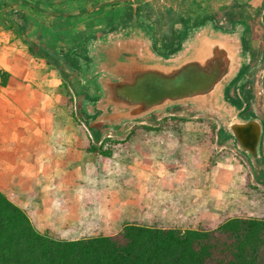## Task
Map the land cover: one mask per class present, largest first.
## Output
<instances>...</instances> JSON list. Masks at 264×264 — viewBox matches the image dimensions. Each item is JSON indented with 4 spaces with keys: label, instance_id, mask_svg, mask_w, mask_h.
Returning <instances> with one entry per match:
<instances>
[{
    "label": "rangeland",
    "instance_id": "374dc122",
    "mask_svg": "<svg viewBox=\"0 0 264 264\" xmlns=\"http://www.w3.org/2000/svg\"><path fill=\"white\" fill-rule=\"evenodd\" d=\"M5 1L0 9V190L20 208L27 201L40 208L39 228L30 220L37 231L68 241L122 229L127 221L103 220V182L121 183L122 200L129 203L123 211L130 217L137 208L129 202L131 187L123 182H138L142 175L126 165L112 172L103 167L106 157L129 163L167 158L166 168L178 172L179 182L157 191L163 194L155 213H141L149 219L141 224L211 230L229 219H264V43L259 30L264 0H212L213 7H206L207 0H62V6L70 5L65 19L40 13L35 0H29L34 12L20 9L23 1ZM9 24L20 32L8 30ZM183 33L186 55L150 57L166 56ZM200 33L210 43L219 36L229 44V77L222 79L229 68L224 48L216 47L210 58L190 52L199 47ZM133 58L131 67L137 69L130 75L133 70L125 69ZM197 58L205 60L178 67ZM119 68L123 72L115 74ZM246 83L253 99L239 111L237 89ZM96 109L102 113L94 118ZM86 123L99 130L97 139ZM228 133L258 152L212 150L215 136L231 138ZM155 135L182 136L180 145L210 147L202 154L164 153L152 147L165 144L150 138ZM199 139L206 142L191 141ZM230 165L238 175L222 190L234 171ZM166 171L160 166L157 175ZM84 182L92 188L85 191L86 204L71 208L80 211L77 220L61 210L44 213L43 194L48 204L65 203L69 185ZM31 190L39 193L29 196Z\"/></svg>",
    "mask_w": 264,
    "mask_h": 264
},
{
    "label": "trees",
    "instance_id": "16d2710c",
    "mask_svg": "<svg viewBox=\"0 0 264 264\" xmlns=\"http://www.w3.org/2000/svg\"><path fill=\"white\" fill-rule=\"evenodd\" d=\"M5 27L20 32L17 26L9 24ZM259 30L264 43V12ZM210 39L200 33L199 47L195 49V44L190 52L197 53V56H210L215 47ZM128 40L125 39L126 43ZM185 41L183 33L166 56L156 53L150 57L167 60L168 57L182 55L187 47ZM239 44L240 51H246L245 39L241 36ZM30 51L34 53L32 47ZM132 61L125 70L135 68L131 66L136 59ZM193 61H198V58L184 61L178 67ZM123 70L119 68L115 74ZM239 70L243 73L244 66L241 65ZM237 93L240 100L236 107L244 111L253 99L249 83L242 89L238 88ZM101 113L96 109L91 116L96 118ZM86 127L95 139L99 137L100 132L93 125L86 123ZM231 141L242 152L237 139L232 137ZM260 154L264 166V152ZM0 264H264V219H229L211 230L126 224L112 236L65 241L37 231L24 210L0 190Z\"/></svg>",
    "mask_w": 264,
    "mask_h": 264
},
{
    "label": "crops",
    "instance_id": "0c3cea01",
    "mask_svg": "<svg viewBox=\"0 0 264 264\" xmlns=\"http://www.w3.org/2000/svg\"><path fill=\"white\" fill-rule=\"evenodd\" d=\"M20 1L21 2L23 1V4L22 3L19 4L20 9H23L24 11L30 10V12L35 11V9L33 8V5L29 2V0H20ZM103 1L109 2L111 0H101V2H103ZM207 1H209V2H207L206 7H213V4H212L213 1L212 0H207ZM35 2H37L36 8H38L37 10H39L40 13L48 12L49 13L48 15H51V17L54 15L56 17H62L64 19L70 17V15H69L70 12L67 11L68 8H70V5H68V3H70V1H68V0H67L68 3H65L66 1L65 2L63 1L65 6H62L60 4L62 2V0H50V1L35 0ZM202 2H204V1L202 0ZM5 3H6L5 0H0V9L5 6ZM29 4H31V5H29ZM222 38L223 37H219V36L217 37L216 36V37H214L215 40L212 39V41H215L214 42L216 44L215 47L219 46V44L220 45L222 44L223 47H226L227 50L229 52H231L229 44L224 41L225 39H222ZM232 48L234 49V46ZM213 53H214V51L211 52V56ZM200 61L201 60L193 61V62H200ZM193 62H190V63H193ZM186 64H188V63H186ZM200 137L201 136H195L192 138H200ZM234 137L237 139V142L239 143L238 138L236 136H234ZM150 138H154L153 140L156 142H164L165 143V144H156V145L152 146L154 149L155 148L163 149L164 153H172V150L178 149V150H183L185 152H191V150H197L198 152H200L202 154L205 149H208L210 147V145H208V144H189V145L184 144V145H180V144H178V141L180 140V138H183L182 136L171 137V136L155 135V136H150ZM231 138H232V136H231ZM231 138L227 137L226 135L225 136L216 135L215 136L216 144L211 145L212 150L215 148L217 150V152H219L220 150H222L221 148H227L228 150H231V152H233V153H235L236 151L241 152L240 150H238L237 146L231 141ZM220 139L223 142L222 145H219ZM191 141L204 142L205 140L199 139V140H191ZM166 142H169V144H166ZM173 142H177V143H173ZM240 145L242 146V152L241 153H247L248 151H252V150L255 151L254 149L246 148L242 144H240ZM255 153H256V151H255ZM106 159L107 160L103 163V167H105L107 169V167L110 166V169L113 170L112 172L120 173L121 167H124L126 165L127 167L132 168L139 175L140 174L142 175L138 182H132V181H128V182L124 181L123 182V184L126 183L131 187L130 192L128 193V195L132 198V199L129 198L130 199L129 202H131L130 204H132L137 209L142 207V211L140 212L137 209L136 210L132 209V211H131L132 216H130V217L125 216L123 208H124L125 204H129V203H126L122 200V196L124 195V197H125V194L121 193V190H123V188H121V186H122L121 183L118 180H115V181L110 180L112 182H108V180H106L105 182H103V211H102L103 220L111 221V222L127 221L126 224L144 225V224H141V222L142 221H148L149 219H147V216L146 217L140 216V214L144 213V214H147L149 216L150 214L155 213V206H156L157 199L160 200V198H159L160 193L163 194V192H157V191L158 190H162V191L170 190L172 185H173V182L179 180V175H177L178 172L172 173L169 168H166V166L169 164L167 158L160 159V158H156V157H150L148 160L135 159V160H132L131 163H129L127 161L121 162L119 160H114L112 158H107V157H106ZM199 160L203 164L206 161L203 157H199ZM239 164L241 165L242 162H239ZM160 166H162L163 169L167 170L166 173H164V175L162 177L158 176L159 175L158 169L160 168ZM230 166H231V168H233L234 171H231L230 176L227 178V181H225V182H227V184L225 186H221L222 190H228L232 186V182H235L236 175H238L235 165H230ZM214 172H215V168L213 169V174H214ZM217 175L218 176L215 180H216V182H219L220 181L219 173ZM120 176L122 178L124 177L122 174ZM69 186H70V187H68L69 194L67 193V197L69 199H67V201H65L63 199L65 201V203L60 202V201H58V202L55 201V203L48 204V203H46L47 202L46 196L44 194L42 195V198H43L42 205H43L44 213L52 212V211L59 212L58 210H61V211H63L62 212L63 214H65V215L71 214L70 218H72L73 220H77V218L74 215L81 214V213H80V211H79V213H76V211L71 210V208H75L77 206L81 207L83 204H86L87 194L85 191L88 188L91 189L92 187L90 185H88L89 186L88 187L85 184V182L83 185H81L80 183H74L73 185H69ZM44 187H43V190H46ZM212 187L215 189L220 188L218 185H215ZM58 192H59L58 190L55 191V193H57L58 196L65 197L63 194L60 195ZM37 193H39V191L31 190L29 193V196L37 195ZM222 195H224L223 191H222ZM82 198H84V199H82ZM77 200L80 201L79 205L75 204V202ZM32 202L33 201H29V202L27 201L26 203H20V206H22V208L27 212L32 223L37 228H39L37 226V224L40 223V220L37 217L40 214V208L38 206L32 205ZM67 202L70 203V205L67 204ZM69 206H70V208H69ZM145 207L147 208V210H145ZM67 209H68V212L65 211ZM163 211L164 212L167 211V213H169L170 210L165 209ZM146 226L157 227V226H151V225H146ZM160 228H166V227H160ZM179 229H183V228H179ZM112 235H115V234H112ZM112 235H108V236H112Z\"/></svg>",
    "mask_w": 264,
    "mask_h": 264
},
{
    "label": "flooded vegetation",
    "instance_id": "af4514ba",
    "mask_svg": "<svg viewBox=\"0 0 264 264\" xmlns=\"http://www.w3.org/2000/svg\"><path fill=\"white\" fill-rule=\"evenodd\" d=\"M217 47H219V48H224V50H225V55H226V57H228L227 59H228V63H229V68H228V71L224 74V76H223V78L222 79H224V78H227V77H229V75L231 74V72H232V62H233V58H232V53L231 52H229L228 50H227V48L226 47H223V45H220L219 44V46H217ZM215 48L216 47H214L213 48V50L212 51H214L215 50ZM213 55V54H212ZM211 57V55L209 56V58ZM208 58V57H207ZM205 59H203V60H201V62L202 61H204ZM221 79V80H222ZM220 80V81H221ZM226 87V86H225ZM197 96V95H196Z\"/></svg>",
    "mask_w": 264,
    "mask_h": 264
}]
</instances>
